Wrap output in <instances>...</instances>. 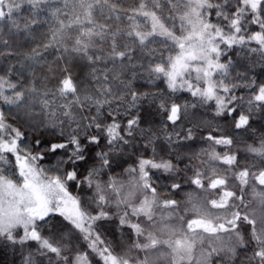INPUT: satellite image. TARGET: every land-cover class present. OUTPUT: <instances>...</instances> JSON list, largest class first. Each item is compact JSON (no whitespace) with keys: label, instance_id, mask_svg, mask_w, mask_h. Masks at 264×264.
<instances>
[{"label":"snow or ice","instance_id":"6c2138e0","mask_svg":"<svg viewBox=\"0 0 264 264\" xmlns=\"http://www.w3.org/2000/svg\"><path fill=\"white\" fill-rule=\"evenodd\" d=\"M158 41L150 82L191 102L123 78ZM0 45L17 58L0 74V264H264V80L230 55L264 70V0H0Z\"/></svg>","mask_w":264,"mask_h":264},{"label":"trees","instance_id":"16d2710c","mask_svg":"<svg viewBox=\"0 0 264 264\" xmlns=\"http://www.w3.org/2000/svg\"><path fill=\"white\" fill-rule=\"evenodd\" d=\"M27 15H28V11H27V7L25 6V8L22 9L20 15L17 17L18 22L21 23V27H23V21L27 17ZM213 19H214V17H213ZM125 23H127V22L125 21ZM33 28L35 29V32L33 33V35L35 36V39H33L31 37H26L23 32H19V33L14 32L13 35L11 36V39L16 41V43L13 45V47L17 48L19 51L28 52L31 50L32 47H36L37 45H39L40 44V34H41V32L47 31V25L46 24L34 25ZM178 30H179V23L177 22V31ZM6 31L7 30L5 29V32ZM6 38H8V37L6 36ZM0 47H3V46L0 45ZM154 47H156L158 49L155 57H151V56H148V55L141 53L140 51H136L133 54V63H135L136 66L135 67H131V66L128 67L127 70L124 72L123 78L130 81L131 89L133 91H137L139 93H158L161 95L167 94V96H173V98L178 100V102L181 104H184L186 102H191L193 98L187 92H181V93H177V94L169 93L167 86H166V84L162 78L159 80H154V81L150 82L148 73L145 70L148 67L149 61L152 60L153 58L156 61H160L162 58H165L169 54L167 50H165L161 47L159 41L157 42L156 45H154ZM160 53H163V57L161 56ZM44 55L46 57H48L49 59H51L53 56V50H49L48 52L44 53ZM230 55H232L233 59L236 61V64L234 65V67H236L237 70H240V71L247 70L249 72V75L253 79H256L257 77H259L261 80H264V70H262L259 63L255 62V58H252L251 60H245L242 58H236L234 56V54H232V53H230ZM16 59H17L16 57L0 58V74H2V70L8 66V62L14 63L16 61ZM141 65H143V67H141ZM16 69H17V71L13 74V76L11 78L13 80H16L17 75H19L20 76L19 82L21 84L27 85L31 80L30 74L27 73L26 71H21L19 64L16 65ZM233 75L235 76V72L233 73ZM237 92L240 94H243L244 89H242V88L237 89ZM142 108L145 110L144 112H142V115L144 116V121H142V126L143 127L158 128L160 126L161 119H162L161 115L158 114L156 109L153 106L149 105L147 102H144L142 104ZM148 111H150L152 113L151 116L147 115ZM190 111H195L197 113L198 119L213 118L212 112L210 110H207L204 107H201V108H198L195 110L190 109ZM149 121H151V123H149ZM253 125H254V127L257 128V131L259 132V130L262 127H264V121H260L258 116H257L253 120ZM222 126L225 127L226 130H228L227 125H222ZM171 128H172V126L169 125V130ZM23 130L26 131V133L29 136V139H31V137L33 135H39V132H40L39 129H36L34 131L32 126H30L27 122H25ZM207 131H208V129L205 128L204 134H207ZM249 142H251V141H249ZM189 143L193 144L192 151L198 152L200 150V147L202 145H204L206 142L202 141L200 139L199 134H198L195 141H192ZM157 145L164 147V148L167 147V145L164 144L163 138H161L160 140L157 141ZM159 150L160 149L158 147L157 151H159ZM151 153H152V149H151V147H149L146 150V155L150 156ZM161 154L163 155V153H161ZM132 159L134 160L135 157H133ZM3 259H5L6 261H10L12 259L11 252L5 253Z\"/></svg>","mask_w":264,"mask_h":264}]
</instances>
